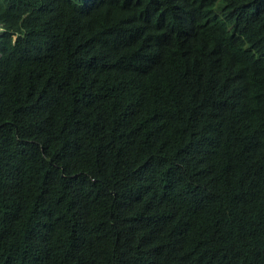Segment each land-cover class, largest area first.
<instances>
[{
	"label": "trees",
	"instance_id": "trees-1",
	"mask_svg": "<svg viewBox=\"0 0 264 264\" xmlns=\"http://www.w3.org/2000/svg\"><path fill=\"white\" fill-rule=\"evenodd\" d=\"M0 24V264H264V0Z\"/></svg>",
	"mask_w": 264,
	"mask_h": 264
},
{
	"label": "built area",
	"instance_id": "built-area-1",
	"mask_svg": "<svg viewBox=\"0 0 264 264\" xmlns=\"http://www.w3.org/2000/svg\"><path fill=\"white\" fill-rule=\"evenodd\" d=\"M2 31V27H1V24H0V32Z\"/></svg>",
	"mask_w": 264,
	"mask_h": 264
}]
</instances>
